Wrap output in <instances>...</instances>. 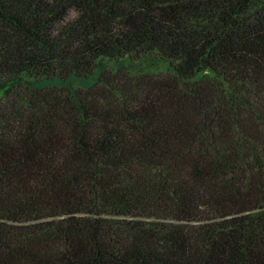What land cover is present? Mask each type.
I'll list each match as a JSON object with an SVG mask.
<instances>
[{"label": "trees", "instance_id": "16d2710c", "mask_svg": "<svg viewBox=\"0 0 264 264\" xmlns=\"http://www.w3.org/2000/svg\"><path fill=\"white\" fill-rule=\"evenodd\" d=\"M0 91V264H264V0H0Z\"/></svg>", "mask_w": 264, "mask_h": 264}, {"label": "rangeland", "instance_id": "374dc122", "mask_svg": "<svg viewBox=\"0 0 264 264\" xmlns=\"http://www.w3.org/2000/svg\"><path fill=\"white\" fill-rule=\"evenodd\" d=\"M101 73V69L98 72V75ZM97 79V75L96 77H94L93 79L90 80H71L68 83H66V87H69L70 89H76V88H80V87H88L89 85H91L95 80ZM3 92L0 91V98L2 97Z\"/></svg>", "mask_w": 264, "mask_h": 264}]
</instances>
